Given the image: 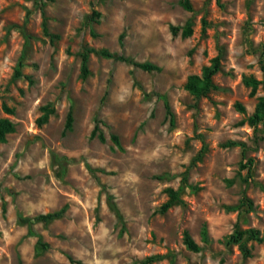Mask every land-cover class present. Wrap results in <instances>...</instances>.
Returning a JSON list of instances; mask_svg holds the SVG:
<instances>
[{
	"label": "rangeland",
	"instance_id": "374dc122",
	"mask_svg": "<svg viewBox=\"0 0 264 264\" xmlns=\"http://www.w3.org/2000/svg\"><path fill=\"white\" fill-rule=\"evenodd\" d=\"M182 1L0 0V117L16 125L0 143V264H264V241H248L247 257L226 241L237 228L264 235V125L248 120L264 85L251 96L246 83L263 79L264 0H188L191 11ZM189 19L191 36L172 34ZM91 49L161 69L88 52L83 77ZM220 51L215 88L186 90ZM146 92L167 96L173 125ZM46 104L56 113L39 124ZM97 122L106 141L91 137ZM181 187L182 201L161 213L168 188Z\"/></svg>",
	"mask_w": 264,
	"mask_h": 264
},
{
	"label": "trees",
	"instance_id": "16d2710c",
	"mask_svg": "<svg viewBox=\"0 0 264 264\" xmlns=\"http://www.w3.org/2000/svg\"><path fill=\"white\" fill-rule=\"evenodd\" d=\"M181 4L187 9L192 10V5L188 0L182 1ZM44 31L46 34H49L48 28L45 26ZM181 31L183 37H189L193 34V26H192V19H189L183 26H171V32L173 35H177ZM88 52H96L97 54H100L103 57L107 58H113L116 60H121L126 63L132 64L134 66L140 67L141 69L145 71H159L161 68L152 62H138L134 58L130 56H126L125 54H118L110 52L107 49H100V50H87L82 54V75L83 77H87L90 72L87 66V60H88ZM260 62H261V69L263 71V79H257L255 77H251L246 80L247 85L251 86V92L250 95L254 96L257 93V89L260 84L264 85V47L261 50L260 54ZM222 67V51H220L215 57L211 59V63L209 65H206L203 68L202 74H192L188 77L184 87L186 90H188L190 93L197 97L206 96L213 88H215L213 77L216 73H218L221 70ZM17 74L20 75V71H17ZM145 96L147 98H151L153 96H157L159 99H162L164 101V105L166 108L167 116L170 119L171 125L174 124L175 121V115L171 108V105L169 103V100L165 94L152 92V93H145ZM4 110L7 113H13L14 109L8 107L7 105H4ZM237 107L239 108V111L242 113H245V107L241 103H237ZM43 114L38 118L39 124H44L48 122L51 115L56 113V107L54 104H46L42 106ZM248 120L254 125L257 126L260 123H263L264 125V95L259 97L258 103L256 105L255 112L252 116L248 118ZM73 111L72 106L70 107V110L67 115L66 124L63 130V135H66V133L72 129L73 127ZM16 131V125L15 123L9 118V117H0V143H4L7 141V136L10 133H13ZM98 137L101 141H106V137L103 133V131L100 130V127L98 125V122L96 123L94 129L91 132V137ZM111 139L113 142L118 146H121V142L119 139V136L116 134L111 135ZM202 154V152L200 153ZM200 157V155H199ZM253 164V160L250 159L249 162V168H251V165ZM245 167V165H244ZM183 185L186 184L187 176H184L182 179ZM193 189H195L194 186H191ZM181 191L182 187L179 189L174 188H168L167 192L169 195V199L167 202H165L161 208L160 212L164 213L166 212L171 206H173L175 203L182 201L181 200ZM246 201V198H244ZM107 203L110 209L116 214L119 221L123 223L124 225V217L123 214L118 207L117 203L115 202L114 196L112 194H107ZM249 206L252 207V203L249 202ZM66 211V207L61 208L58 211L49 212L45 214H39L35 217V220H42L45 222H49L52 220H55L57 218H60L64 215ZM31 231V230H30ZM203 237L205 240L208 239V232L206 227L203 229ZM228 244H239L243 254L245 257L250 256V249L247 247V242L250 240H257L260 242L264 241V235L261 234L259 229H240L237 228L235 232L227 236L226 238ZM184 242L187 245V247L193 251H200L199 244L193 239L191 234L188 231H185L184 234ZM43 247L47 248L49 247V244L45 243L42 244ZM161 258L160 255H153L145 260L142 261L143 264H149L152 261ZM69 259L74 263L75 260L72 256H69Z\"/></svg>",
	"mask_w": 264,
	"mask_h": 264
}]
</instances>
